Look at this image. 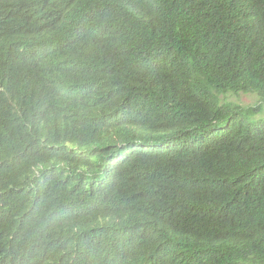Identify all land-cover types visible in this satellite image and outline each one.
<instances>
[{"label": "trees", "instance_id": "16d2710c", "mask_svg": "<svg viewBox=\"0 0 264 264\" xmlns=\"http://www.w3.org/2000/svg\"><path fill=\"white\" fill-rule=\"evenodd\" d=\"M263 114L264 0H0V264H264Z\"/></svg>", "mask_w": 264, "mask_h": 264}, {"label": "rangeland", "instance_id": "374dc122", "mask_svg": "<svg viewBox=\"0 0 264 264\" xmlns=\"http://www.w3.org/2000/svg\"><path fill=\"white\" fill-rule=\"evenodd\" d=\"M235 99H236V98H234V100H235ZM237 100H239V102L242 103V104H252V103L258 101V96H257L256 94H253V93H250V94H243V95H241L240 98L237 99ZM263 115H264V114H263ZM260 117H262V116H260Z\"/></svg>", "mask_w": 264, "mask_h": 264}]
</instances>
